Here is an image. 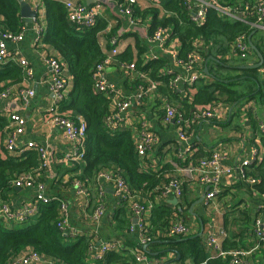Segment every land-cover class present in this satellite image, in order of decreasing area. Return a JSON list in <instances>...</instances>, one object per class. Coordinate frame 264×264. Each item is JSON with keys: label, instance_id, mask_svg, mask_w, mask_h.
<instances>
[{"label": "crops", "instance_id": "1", "mask_svg": "<svg viewBox=\"0 0 264 264\" xmlns=\"http://www.w3.org/2000/svg\"><path fill=\"white\" fill-rule=\"evenodd\" d=\"M57 1L63 2L64 0ZM79 1L85 5H92L96 2L101 4L99 16L112 25L114 33L120 34L119 53L129 47L135 55V46L138 44L140 48L145 49V53L140 58L144 59L148 53H153L158 58H163L168 68L172 67V58L179 53V41L171 35L168 36L162 47L148 41V31L154 16L149 12L150 8L158 10L157 18L164 14L161 4L159 5L160 0H136L137 3L131 17L117 12L115 0H90L89 4L86 0ZM216 1L223 5L225 3L231 4V1L237 3L251 0ZM36 18L43 27L44 9L42 4L36 12ZM22 23V39L6 43L8 57L4 63L10 59L13 62L24 59L30 68V73L25 75L23 70V80L11 84L8 87L10 89L9 95L0 101V107L4 112L3 116L6 117L9 113H15L25 119V130L22 135L16 138V146L22 147L27 142L33 141L46 150L48 154L47 166L36 171L34 179L37 184L42 185V192L45 195L58 196L65 202L69 211V226L78 232L77 235L89 236L94 241L95 246L108 241H116L118 245L114 250L120 252L123 258L131 255L134 263L130 264H136L134 253L138 249L133 245H138L137 233L127 230V228L126 230L125 228L115 229V222L111 216L114 211L123 207L126 218H130L132 222L134 217L131 215L127 203L120 202L116 197L112 182L99 176L106 169L100 170L90 179L82 180L75 177L71 180L72 176H78L82 172V160L75 159L70 143L65 140L58 128L48 123L46 111L52 101V93L44 80L47 73L44 58L46 55L58 58L60 56L56 50L42 42L41 39L36 41L34 20L28 24L22 20ZM255 38L262 40L263 55H261L264 60V36L262 32L258 31ZM222 40L225 42V39ZM224 42L223 44L227 45V42ZM218 45L211 38L201 36L197 39L196 49L203 58V70L210 65L215 67V62L217 63L218 59H222L226 62L223 65L225 68L218 69V73L225 77L234 75L231 72L240 73L238 69H243L242 66L254 65L259 62L258 55L254 51L257 56L246 58L244 65L234 64L235 66H232L229 62L235 56L230 53V50L224 56L218 55ZM206 56L208 57L206 58ZM117 60L120 59L117 58ZM261 65L258 70L260 75H264ZM104 75L106 80L113 84L120 95L124 97L133 95L137 89V84H132L135 82L133 78L125 76L116 66V63L107 67ZM210 79L204 72L193 86L185 89L180 88L179 91H171L172 93L177 92L178 95L170 98L164 96L157 89L148 91L139 100L132 98L120 128L131 129L134 143L137 142L142 128L150 130L157 137L155 145L140 157L144 168H151L152 170L168 168L169 171L164 174L165 177L176 175L184 179V193L179 199L173 195H154L153 202H151L148 197L146 200L140 194H137V198L145 204H150V210L154 202L167 204L172 210H176L177 214H174L172 219L183 220L190 229L189 234L198 235L202 238L206 247L207 260L220 257L222 262L225 261L226 257L220 256V252L225 250L222 245L225 240H232L237 242L239 248H253L246 258L250 264H264V240L256 238L252 232L255 220L260 219L264 222V190H258L255 186L242 182L240 177L232 172L222 178L219 193L215 198L210 201L205 200V198L202 199L206 192V186L190 179L180 170L187 165V162L182 163L185 161L186 155L183 156L180 153L184 147V142L178 136V130L181 126L174 122L165 124L163 121L164 111L162 107L165 101L174 104L177 109L184 107L181 104L184 101L189 106L188 115H191V111H194L191 103L197 88L196 85L199 81L209 82ZM241 84H238L236 88L234 87L237 92H242L243 87H245L244 83ZM29 88L33 89L34 95L29 104L24 106L19 99V94ZM210 106L216 113L214 118L194 121L184 117L182 120L188 141L191 143V152L188 155L192 152H199L201 158L212 151H218L222 155L224 165L235 166L237 161L244 158L251 149H258V160L260 161L263 157V147L259 140V133L251 127L250 115L258 121L259 125L264 124V105L252 100L241 102L238 105H229L224 94L217 92L216 98ZM195 108H200V105H195ZM4 154L2 150L0 156L4 157ZM252 167L253 164L248 167V172L254 176ZM76 183L83 189V193L77 192ZM35 184L32 187H13L7 191H1L0 200L7 202L11 208H18L24 203L33 202L39 192L38 185L35 186ZM174 198L176 201L173 203ZM99 207L100 214L95 216L94 213ZM220 231L224 235H218L216 244L209 246L206 241L208 236ZM75 235L69 236L75 237ZM150 249L151 247L147 246L146 250ZM140 253L151 263L159 261V264H194L190 259L180 261L179 256L171 251H167L161 261L154 258L157 252L146 253L147 255L143 252ZM89 256H91L90 253Z\"/></svg>", "mask_w": 264, "mask_h": 264}, {"label": "trees", "instance_id": "2", "mask_svg": "<svg viewBox=\"0 0 264 264\" xmlns=\"http://www.w3.org/2000/svg\"><path fill=\"white\" fill-rule=\"evenodd\" d=\"M40 3L44 9L41 40L57 51L60 59L65 62L71 77V87L60 104L59 110L73 116V118L79 116L86 126L81 161L83 163L82 172L78 176H72L71 180L75 177L82 180L93 178L97 172L103 169H118L129 190L144 196L146 200L148 197L151 202H153L154 195H162L164 187L172 177L179 178L183 187L184 179L181 177L176 175L164 176L169 171L168 168L160 170L144 168L143 161L136 153L131 129L110 130L105 123L110 101L103 93L95 89L92 71L96 63L104 56L99 42L102 36L100 32L108 24L107 21L102 17H98L92 27H77L67 22L66 10L62 2L40 0ZM160 4L164 10V14L160 18H157L159 12L156 8H150L149 10L154 16L148 34L150 35L157 26L171 27V37H175L180 43L178 55L181 58H185L187 53L194 48L193 42L201 36L211 38L219 44L217 54L224 56L235 38L240 34H245L247 37L252 34V44L263 55L262 40L255 38L259 30L248 24L221 17L214 9H209L205 22L197 26L189 20L184 0H160ZM0 29L13 34L23 30L17 0H0ZM112 33H114L113 29L110 34ZM222 39H225L227 45L223 44L224 40ZM135 48V55L129 47H126L123 52L115 56L116 59L123 61L135 60L140 71L158 82L157 90L159 92L168 98L177 96V92L172 93L169 89L170 74L161 73V69L166 66L165 60L163 58L144 60L140 57L145 53V49L140 48L138 44ZM255 56L257 55L252 50L247 58ZM242 60V65H244L247 59ZM225 63V60L218 59L217 63L215 62V67L210 65L207 68V76L211 79L209 82L199 81L196 85L197 88L191 103L193 106L190 105L194 107L191 115H188L190 110L188 111L189 106L187 103L181 102L184 107L177 109V112L183 119L188 117L195 121L197 112L210 109V104L215 100L217 92L224 94L229 105H238L249 100L264 105V75H260L258 68H240L238 69L239 75L223 77L218 73V69H224L223 65ZM23 77V69L16 62L10 60L0 64V90L8 88L11 84L21 82ZM138 83L143 82L139 79L132 82L134 85ZM241 83H244L245 87L239 93L235 88ZM195 105H200V108H195ZM7 122L5 116H0V154L2 150L5 153L4 157L0 156L1 194V191L13 188L11 186L13 179L21 173L35 170L40 164V157L33 149L25 150L19 156L10 155L5 151L2 140L6 135ZM250 122L252 129L259 133V140L263 147L262 159L254 162L252 167L254 172L252 174L259 179V182L254 186L263 191L264 133L260 132V129L258 130V121L251 115ZM199 159L200 153L192 152L190 155H186V159L182 163L195 164ZM152 205L146 226V233L148 236H152L151 242L147 243V246L151 249L144 251L143 246L136 244L133 247L145 255L157 252L154 258L160 261L167 251H171L179 256L180 261L190 259L194 264H228L227 257L223 262L220 257L207 260L205 244L198 235L156 237V231L166 227L169 221L174 218V214L177 213L167 204H156L154 202ZM58 207L59 202L56 200L40 203L37 217L29 224H15L7 229L0 222V264H8L26 249L34 250L45 259L57 264L134 263L131 255L123 258L117 250H109L101 259L91 260L89 256L91 239L89 236L82 234L71 237L56 227V222L60 216ZM111 217L115 222V229L125 228L126 230L127 228L128 230L130 228L131 219L126 218L123 207L114 211ZM159 246L161 248L158 249ZM222 248L232 250L239 248V246L235 241L225 240Z\"/></svg>", "mask_w": 264, "mask_h": 264}, {"label": "built area", "instance_id": "3", "mask_svg": "<svg viewBox=\"0 0 264 264\" xmlns=\"http://www.w3.org/2000/svg\"><path fill=\"white\" fill-rule=\"evenodd\" d=\"M30 7L37 12L41 7L40 0H24ZM64 8L66 10V18L69 24H73L77 27H92L95 25L97 18L100 17L101 4L96 2L92 5H85L79 0H64ZM116 10L122 15L131 17L133 14L136 0H115ZM160 5V3H159ZM189 20L197 26L202 25L207 16L209 9H214L219 16L227 17L234 21H238L244 24L250 25L252 28L264 32V0H251L246 2H237L231 4H219L216 0H184ZM38 18H34L36 27L35 39L39 41L42 34V26L38 23ZM133 21V20H132ZM113 27L111 24H107L102 34L99 45L104 52L103 58L96 63L92 71V79L94 81L95 89L98 92L103 93L110 101L109 111L105 117V123L110 130L119 129L121 122L124 120L126 111L130 107L132 98L139 100L148 91L156 90L158 82L152 80L147 74L140 71L135 63V60L131 62L118 61L116 55L119 53V39L120 34L111 33ZM106 35L108 36L106 38ZM171 35V27L169 26H157L153 32L148 36V41L151 44L164 46L168 36ZM22 39V30L16 34L8 31H2L0 29V64L4 63L8 57V50L6 48L7 42L18 41ZM197 39L193 42L194 48L187 53L185 58H181L175 54L172 58V67H163L162 74H170L169 89L171 91H179L180 88L185 89L193 86L198 79L204 74L203 70V58L196 49ZM109 46V48H107ZM230 53L240 59H245L251 53L252 49L248 44V37L245 34L238 35L233 43L229 47ZM158 58L155 54L148 53L144 60H151ZM12 61V59H10ZM19 64L24 70L25 75L30 73V68L27 65L26 60L18 59ZM44 62L47 66V73L44 77L46 84L52 93V101L47 108L48 123L58 128L65 140H67L73 150V156L75 159L82 160L83 158V144L86 137V126L84 121L77 116L73 118L69 114L62 113L59 110V106L65 99L68 89L71 86V77L67 71L65 62L55 56L46 55ZM116 66L122 71V73L133 78V81L140 79L143 83L136 85V91L131 96H122L117 91L116 87L109 83L105 78V70L107 67ZM261 68L264 71V60ZM146 80V81H143ZM146 84H145V83ZM10 89L4 88L0 90V101L6 99L9 95ZM34 91L29 88L24 92H20L19 99L21 103L26 106L29 104L31 97H33ZM133 96V97H132ZM163 121L165 124L174 122L176 125L181 126L178 130L179 139L184 142V147L180 152L183 156L191 152V143H189L185 129L183 128V118L178 114L177 108L169 101H165L162 107ZM4 112L0 107V116H3ZM216 116L213 108L208 110H202L195 114L196 120L211 119ZM7 124L5 127V137L2 140L5 151L13 156H19L28 149L35 150L40 159L38 168L33 171L21 173L18 177L12 180L11 186L16 187H32L36 180L34 175L36 171L43 169L47 166L48 154L46 150L39 144L29 141L25 146L17 147L16 138L24 133L25 119L15 113L7 114ZM260 132L264 133V124L259 125ZM157 141V137L154 133L146 128H142L140 136L135 143L136 153L139 157L146 154ZM258 149H251L250 152L242 159L237 161L235 166L224 165L222 155L218 151H212L207 156L200 158L195 164H187L183 167L181 172L185 173L190 179H194L198 183L206 186V192L204 195L205 200L210 201L216 197L219 193V185L223 177L230 175L232 172L236 173L242 182L254 186L259 182L258 178L250 175L248 167L254 162L258 161ZM105 170V169H103ZM99 176L110 180L113 184V189L116 197L120 202L127 203L131 215L134 220L130 224V231L137 233L138 246L147 245L151 242L152 236H148L146 233V226L148 224V217L150 214V204L144 203L138 200L137 193L129 190L123 177L120 175L118 169H106L101 172ZM38 185V186H37ZM39 192L33 202L24 203L18 208H11L10 205L0 200V222L2 226H13L15 224H22L33 222L37 217L38 205L40 203H48L49 201L56 200L59 202V219L56 222V227L59 228L64 234L77 235L78 232L72 230L69 226V211L65 202L58 196L45 195L42 190L43 187L40 183H36ZM77 192L83 193V189L76 183ZM182 181L177 177H172L166 186L162 195H173L177 199L183 196ZM100 214V207L96 209L94 215ZM33 219V221H30ZM189 227L183 220H170L166 227L156 231V237H174L179 235L189 234ZM254 236L258 239L264 240V222L260 219L255 220L252 227ZM223 236V232L212 233L206 239L209 246L215 245L217 236ZM93 238V236H92ZM118 243L116 241L104 242L98 246H95L94 241L90 240L89 253L90 257L94 260L101 259L104 254L109 250L117 248ZM253 248H235L232 250H223L220 252V256L228 258V264H250L247 261V256L252 252ZM136 264H159L158 262H149L146 257L137 250L135 253ZM8 264H57L50 260L45 259L38 252L26 249L14 257Z\"/></svg>", "mask_w": 264, "mask_h": 264}, {"label": "water", "instance_id": "4", "mask_svg": "<svg viewBox=\"0 0 264 264\" xmlns=\"http://www.w3.org/2000/svg\"><path fill=\"white\" fill-rule=\"evenodd\" d=\"M18 4H19V13H20V17L22 18V20L24 21L25 24L31 23L32 20L36 17V11L33 10L30 5L25 2L24 0H17ZM90 0H86L87 4H89ZM251 35L250 34L248 36V44L250 46V48L255 51L258 55L259 58V62L254 64V65H247V66H242L243 68L246 69H251V68H258L262 62H263V56L261 55V53L256 49V47L252 44L251 42ZM204 72L207 74V69L206 67L204 68ZM204 198V196L202 197V199ZM176 201V199L174 198L172 200V202L174 203ZM147 245L143 246V250H146Z\"/></svg>", "mask_w": 264, "mask_h": 264}, {"label": "rangeland", "instance_id": "5", "mask_svg": "<svg viewBox=\"0 0 264 264\" xmlns=\"http://www.w3.org/2000/svg\"><path fill=\"white\" fill-rule=\"evenodd\" d=\"M262 35L264 36V32H262ZM231 62H229L232 66H235L234 64H242L241 61H243L242 59L238 58V57H235V58H232V60H230ZM232 74L234 73V75L232 76H235V75H239V73H236V72H231ZM242 85V84H241ZM243 90H244V87H243ZM242 90V91H243ZM241 92V91H240ZM239 92V93H240ZM30 221H33V219H31ZM31 223V222H28V224Z\"/></svg>", "mask_w": 264, "mask_h": 264}]
</instances>
